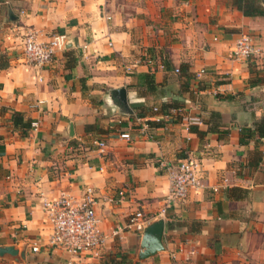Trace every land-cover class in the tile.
<instances>
[{
  "label": "crops",
  "instance_id": "0c3cea01",
  "mask_svg": "<svg viewBox=\"0 0 264 264\" xmlns=\"http://www.w3.org/2000/svg\"><path fill=\"white\" fill-rule=\"evenodd\" d=\"M263 3L245 17L231 0H0V264H89L47 247L42 209L86 187L107 235L101 264H264V58L232 56L241 34L264 50ZM30 30L41 43L66 36L44 68L25 61ZM186 157L204 187L171 204L162 250L142 258L143 233L125 226L156 216L166 168Z\"/></svg>",
  "mask_w": 264,
  "mask_h": 264
},
{
  "label": "built area",
  "instance_id": "2783aa9c",
  "mask_svg": "<svg viewBox=\"0 0 264 264\" xmlns=\"http://www.w3.org/2000/svg\"><path fill=\"white\" fill-rule=\"evenodd\" d=\"M65 45V35H55L48 42L41 43L36 40L34 32L27 31L23 44L25 61L31 66L44 68L52 63L55 53L64 49ZM232 56L236 60L252 61L264 58V50L252 36L241 34L235 42ZM147 62L151 64V60H147ZM41 103L38 102L32 107ZM176 113L177 110L172 109L167 115H164V118H171ZM37 127L38 122L31 123V128L36 129ZM141 130H146V127L143 126ZM119 137L123 140L130 139L127 133L120 134ZM99 145L103 146V144ZM166 169L170 189L163 207L153 218L144 216L142 212H136L126 224L127 230L138 234L142 233L153 219H165L171 204L185 199L189 190H199L204 187L200 165L193 157H186L175 166H169ZM223 182L225 183L227 180L223 178ZM213 190L217 191V188H213ZM99 203L100 200L91 187H86L78 199L65 194L51 200L42 199V209L52 229L47 247L60 248L74 257H84L89 264H101V250L107 240V235L99 227L96 215ZM122 231V228H118L111 232V236L118 237ZM31 250L34 253L38 252V245L33 244Z\"/></svg>",
  "mask_w": 264,
  "mask_h": 264
},
{
  "label": "trees",
  "instance_id": "16d2710c",
  "mask_svg": "<svg viewBox=\"0 0 264 264\" xmlns=\"http://www.w3.org/2000/svg\"><path fill=\"white\" fill-rule=\"evenodd\" d=\"M232 4L237 8V10L242 13L245 17H255L260 16L263 12L262 7V0H231ZM178 108L172 107L169 110H165L163 112L164 115H167L170 110ZM13 122L16 125H19L22 133L24 135L27 134L28 130H30V122H23L22 118L19 115H14ZM150 125H161V123H149ZM207 127L209 132L212 133H220L221 122H220V115L218 113L212 112L210 115V121L207 122ZM190 131L197 133L198 135L202 136L203 133L198 131L196 126H190ZM255 133L258 135L259 138H264V123L255 126Z\"/></svg>",
  "mask_w": 264,
  "mask_h": 264
},
{
  "label": "water",
  "instance_id": "95a60500",
  "mask_svg": "<svg viewBox=\"0 0 264 264\" xmlns=\"http://www.w3.org/2000/svg\"><path fill=\"white\" fill-rule=\"evenodd\" d=\"M121 93L122 92L120 91L119 94ZM162 231V219L158 220L157 222H153L152 224H149L144 228V230L142 231L144 244V252L142 253V258L150 257L152 255H155L158 251L162 250Z\"/></svg>",
  "mask_w": 264,
  "mask_h": 264
}]
</instances>
